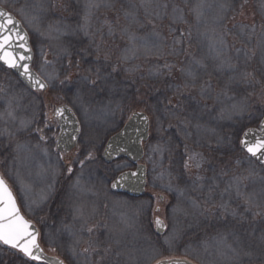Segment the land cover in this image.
Masks as SVG:
<instances>
[{
	"label": "rangeland",
	"instance_id": "obj_1",
	"mask_svg": "<svg viewBox=\"0 0 264 264\" xmlns=\"http://www.w3.org/2000/svg\"><path fill=\"white\" fill-rule=\"evenodd\" d=\"M38 2H45L46 6L49 2L56 4V7L47 13L41 25L45 29L49 22H62L64 25L75 27L79 19L76 13L81 10L83 3L81 1L77 4L75 0H8L5 6L9 11L24 8L26 12L31 13L32 6ZM162 2L169 5V15L163 20L146 17L143 10L139 14V20L144 24V28L138 32V35H147L154 30L158 35L149 38L159 43V49H152V54L148 55L139 53L138 58L126 63H118L116 60V56L126 46V40L121 39L119 26H128V22L123 17L121 5L117 3L115 11L101 9L97 14L101 21L107 18L116 27L117 34L114 38L106 35L107 29L105 28L102 45L103 49L111 50L112 64L123 65L116 79L121 82L124 76L132 77L141 74L144 77L145 74L148 75L149 81L157 84L150 90L152 92L150 95L159 97L156 101L150 102L151 105L145 97H132V95L129 97V89L119 88L118 94L111 97V104H109V97L105 94L85 97V106L88 109V114L85 115L77 106L79 102L77 105L73 104L75 99L73 90L62 88L58 81L54 86H50L47 92L31 93L24 84H20V81L5 76L0 70V111L4 110L8 101H11L18 119L33 121V131L30 133L25 132L13 137L0 136V172L16 195L21 211L40 228L41 244L46 252L62 258L67 264H100L103 261H106L105 264H156L157 260L165 258L190 260L195 264H229V261L222 258L214 247L212 240L214 236L206 240L207 235L199 234V232L201 229L206 232L213 227L214 232L226 233L229 230L226 228H229L230 224L226 225L224 220L212 215L199 218L191 215L192 209L188 197L201 196L199 191L191 190L192 179L197 174V169L192 166L185 171L182 164L192 152H199L203 155L199 175L205 178V184L211 183V177L215 175L217 183L223 189L225 182L233 175L248 176L249 172H253L255 175L252 181H245L248 185L246 190L260 192L264 189V182L261 181V178H264V168L254 160L245 158L239 144L243 132L248 128L257 127L258 120L264 114V76L256 71L262 67L260 59L264 43V15H262L264 0H224L223 2L229 4L230 8L226 12V19L222 26L212 25L206 28L210 32L215 27L216 38L223 37L222 50L226 57L231 58L235 63L239 56L241 58L240 69L245 70L246 68L247 71L255 72L256 79L260 80V84L252 86L243 84L235 86L236 99L247 97V109L241 117H234L231 121L214 118L219 106L214 100H201L198 87L193 89L182 87L183 78L179 69L185 67L191 57L205 56L202 53L203 38L201 40L199 36L201 21L197 22L195 13L191 11L199 0H187V2L186 0H162ZM223 2L220 0L219 4ZM205 3L213 5L212 8L203 9L205 15L209 9L213 11L217 7V4L211 0H205ZM173 5H178L183 9L186 22H173ZM64 6L68 10L65 11ZM17 17L21 19L19 15ZM117 18H119V26H117ZM150 19L153 20L155 29H153V23H149ZM240 25L245 26L246 35H238ZM24 26L31 37L35 52L34 67L38 73L40 65L45 60L52 62L60 70L61 79L66 73L75 80L84 74L85 69L97 66L95 63L97 54L93 49H89L90 54L88 55H83L80 51L82 47L88 45L87 39L76 36L62 37L59 41L49 40L28 29L26 25ZM253 26L255 34H252L249 40L247 34L251 33ZM176 40H180L181 43H174ZM258 44L261 47H258ZM237 49L241 51L238 53ZM244 51H248L249 55L255 52L247 65L243 63ZM98 55L102 59L104 52L101 51ZM164 58L176 62V65L172 64L174 67L171 73L167 68L164 70L165 65H162ZM77 61L80 62L79 66H77ZM206 62L210 64L209 58ZM125 69L131 71H125ZM212 69L213 67L208 69L211 76L201 73L198 84L211 80L212 95L215 97L223 80L230 73L221 74ZM167 84H169L168 93L160 92L157 88ZM177 85L181 86L179 94L176 93ZM169 100L171 104H168ZM197 101H199V106L205 103L209 106V111L203 115L201 123L215 129V135L197 136L194 128L184 129L165 109L167 105L170 111L184 116L193 108L199 107ZM117 103L121 105L122 110L117 109ZM62 105L70 106L76 113L82 126V134L87 141L86 145L94 142V151L100 149L101 153L107 140L125 125L133 113L144 111L150 115L151 136L145 145L147 157L144 164L149 167L145 197L134 199L124 194L114 193L111 189V182L120 174V171H114L116 165H126L122 168L124 172L134 169L130 163L107 164L108 167L102 168L95 162L97 159L95 155V160L86 161L81 171L78 161L84 159L85 146L80 144L79 150L70 156L57 151L56 142L59 131L54 124L47 123L46 127L45 121L48 120L50 111L54 113L55 108ZM173 105H182V107H173ZM5 126L12 132L16 131V126L11 122L5 125L3 121H0V128ZM55 126H57L56 122ZM36 128L43 131L37 133L34 131ZM186 131L192 133L187 139H185ZM41 134L48 137L47 144L39 141L38 137ZM18 141L27 145V148L19 154L15 151ZM37 143L47 148V154L34 147ZM156 148L163 151H154ZM69 167L73 169L71 175L67 171ZM162 170L170 171L174 177L183 173L182 179L173 180L172 184L174 188L179 184L181 188L186 189L184 197L176 191L165 190L164 185L168 183L167 176L163 181L158 179ZM222 172L227 175L222 176ZM31 173L38 174L39 178L31 179L34 176ZM77 177L80 178V184L88 191L80 192L72 188ZM49 185L53 186L50 191ZM23 186H27L30 191L26 193ZM32 193L35 194L34 198H31ZM44 194H47L48 199L38 208L37 204L40 200H37L36 195ZM33 200L37 203L33 204ZM29 205L32 210H29ZM176 205L190 214L185 216L183 212H179L174 216L172 209ZM232 206H236L235 202ZM77 208H82L84 218L88 219V224L82 232L80 229L84 221L78 217L75 211ZM158 217L167 226L163 235L158 234L156 230L155 220ZM256 222L259 223V227H264V221H261L259 217ZM256 225L254 227L259 229ZM244 226L249 227L248 224ZM87 227H93V233L89 234ZM173 228L176 230V238L171 240L170 244H165L164 241L172 234ZM70 232L78 233L84 241L91 236L98 246L97 250L84 253L83 249L88 245L82 242L77 246L78 255L73 256L69 251V245L73 239ZM203 238L207 241V248ZM231 239L229 237V242ZM1 246L4 245L0 244V264H25L20 255L12 253L13 249L5 250ZM242 260L249 261L247 257L241 259V262L245 263Z\"/></svg>",
	"mask_w": 264,
	"mask_h": 264
},
{
	"label": "snow or ice",
	"instance_id": "obj_2",
	"mask_svg": "<svg viewBox=\"0 0 264 264\" xmlns=\"http://www.w3.org/2000/svg\"><path fill=\"white\" fill-rule=\"evenodd\" d=\"M8 0H0V66H6L8 69L14 70L17 75L22 78V83H26L27 87L33 92H41L50 86H54L55 82H59L62 88H68L73 90L75 99L73 104L77 105L85 115L88 114V109L85 106V97L96 96L98 94H105L109 97V104L112 103L111 97L118 94L119 81L116 79L118 72L117 66L112 64L111 50L103 49L102 45L105 38V28L107 29L106 35L108 37H115L116 27L105 18L100 20L97 15L101 9L105 11H115L116 5H121L123 11V17L128 22V26H119V18H117V26L120 28L121 39L126 40V46L121 50L120 54L116 56L118 63H126L129 60L138 58L141 49L144 54H152V49L155 45H149V37L158 35L154 30L147 35H138V32L144 28V24L139 20L140 11L146 17H152L154 19L163 20L169 15V5L162 0H83L82 8L76 15L79 19L76 21L75 27L64 25L62 22L47 24L46 29L41 25L47 15V13L56 7L54 2H38L32 6V12L28 13L24 8L15 9L9 11L6 8ZM77 4L81 3V0H75ZM187 2V0H186ZM205 7L212 8V4H206L205 0H199L195 7L191 9L195 13L197 22L201 21L204 17L203 9ZM230 8L229 4L221 3L215 10L213 15V24L221 25L226 19V12ZM179 13V15H176ZM173 22H186L184 21L183 9L178 5L172 6ZM19 15L21 19H17ZM262 15H264V8H262ZM94 21L96 23H94ZM149 23H153L150 19ZM24 25L28 29H31L38 35L44 36L49 40L59 41L62 37H76L80 36L87 39L89 42L86 47L80 49L83 55H88L89 49H93L97 54V60L95 67H89L84 70V74L80 75L77 79L73 80L68 74H64L61 79V72L50 61H44L39 67V74L33 70V49L29 44V34ZM98 25V26H97ZM234 27H237L234 25ZM240 31L238 35H246L244 32V25L239 26ZM153 29L155 24L153 23ZM211 33V34H210ZM255 34V27L251 29V33L247 34V38L250 40L251 35ZM190 35V33H189ZM201 35L205 36L209 40V51L214 53L211 59L215 62L213 65V71L217 73H230L226 79L223 80L219 91L215 97L212 95L211 80H206L203 84H198L201 73L211 76V72L208 71L209 65L206 62L207 56L201 58L191 57L188 64L185 67L179 69L183 78L184 89L197 88L199 90V96L201 100H214L218 105L217 115L214 117L218 120H233L234 117H241L247 109V97L243 99H236L235 86L238 85H256L260 84V80L256 79L255 72L240 69L241 58L238 56L236 62L233 63L232 59L225 57L222 52L224 46L223 37L216 38V29L213 27L210 32L206 30ZM99 38V42H97ZM174 43H181L180 40L174 41ZM261 47V45H257ZM103 51L104 55L101 59L99 53ZM241 50L237 49L239 53ZM251 51V50H250ZM252 55H249L248 51L243 52V63L245 65L251 61ZM71 64V61H69ZM79 66V61L76 62ZM261 68L257 69L262 76H264V47L261 49ZM169 73H171L174 65H165ZM51 68V70H49ZM125 71H131L125 69ZM181 92V86H176V93ZM251 95V93H249ZM195 99V97H193ZM171 104V100L168 101ZM199 106V101H197ZM117 109L122 110V107L117 103ZM173 107H182V105H173ZM166 111L170 116L176 119L184 129L194 128L196 135L212 134L215 135V129L201 123L203 115L209 111L207 103L193 108L187 115L181 116L176 112H172L165 106ZM72 110L67 107L59 108L55 110V115L61 120L65 119V114L70 113ZM74 115V114H73ZM142 119L147 122V117L141 113H133L129 120ZM0 121H3L5 125L9 122L16 126V131L12 132L7 126L0 128V136L13 137L15 135H22L25 132H32L33 121L26 119H18L12 108L11 101L6 103L3 111H0ZM77 123H79L77 121ZM47 127V121H45ZM37 133H41L43 130L36 128L34 130ZM79 133L80 129L77 127L74 129ZM192 133L185 132V139L190 137ZM39 141L44 144L48 143V137L39 135ZM73 141L77 140V136L73 135L71 138ZM198 143V141H196ZM240 146L257 162L264 164V114L262 118L258 120V129L248 128L243 132L242 138L239 140ZM57 146L59 142L57 141ZM35 148L40 149L44 154H47V148L37 143ZM187 149V145H185ZM27 148L26 143L17 142L15 145V151L19 154L22 150ZM95 144L89 143L85 146L84 159L79 160L81 171L85 166V162H92L95 160ZM113 145L108 144V147L104 150L105 155H112ZM117 152H126L125 148L116 149ZM154 151H163L160 148L154 149ZM62 159V157H60ZM203 160L202 153L192 152L187 156V159L183 162L182 167L187 171L190 167L194 166L197 169V174L192 179V191H199L201 196L197 198L188 197L189 205L192 209L191 215L194 218L207 217L209 215L216 216L221 220H224L227 224H230L228 232H217V235L212 238L218 254L229 261V264H240L242 257H247L250 261L254 256L260 259V264H264V227L256 229L253 225L259 217L261 221H264V189H261L260 193L255 190L247 191L248 185L245 181H252L255 173L249 172L248 176L233 175L227 182L223 189L220 188V184L217 183V176L211 177V183L205 184V178L199 175V169L202 167L201 161ZM190 162H193L190 164ZM126 165L117 164L114 171H120V175L111 182L112 188L123 186L125 182L131 179H141L140 171L125 173L122 168ZM69 175L73 173V169L69 167L67 169ZM221 175H227V173H221ZM167 176L168 183L164 185L165 190L172 192L176 191L181 197L185 196L186 189L181 188L179 184L173 187V180H181L183 173L177 174L175 177L172 173L162 170L158 179L164 180ZM264 182V178H261ZM27 193L30 189L27 186H23ZM53 186L49 185V191ZM72 188L77 191H88L80 184V178L77 177L76 181L72 184ZM206 189V191H205ZM218 197V198H217ZM48 199L47 194L40 197L39 208L41 204L46 203ZM163 199V197H161ZM235 202L236 206L233 207ZM33 204L37 202L32 201ZM215 209V211H213ZM29 210H32L29 205ZM76 213L80 219L84 222L81 225L80 231H84L85 226L88 224V219L84 218L82 208H77ZM175 216L179 212H183L185 216L190 213L184 209H181L179 205H176L172 209ZM250 217V219H249ZM248 224L249 227L245 228L244 225ZM155 225L158 232H164L166 225L159 218H156ZM93 227H87L89 234L93 233ZM72 236V242L69 245L70 253L75 256L77 253V246L82 242H86L88 247L83 249L84 253L89 251H96V242L91 239L84 241L83 237L76 232H70ZM39 232L35 229L31 220L26 219L21 213V209L16 202V198L13 195L8 183L6 182L4 175L0 174V243L8 246L10 249L16 250L21 253L23 257L27 258V261L36 262V264H65L64 260L59 258H48L44 255L43 249L38 242ZM231 237V242H229ZM176 238V230L173 228L172 234L166 237L164 243L170 244V241ZM207 248V241L204 242ZM55 251V249H53ZM27 261L25 264H27ZM156 264H190L188 261H176L171 259H160L156 261Z\"/></svg>",
	"mask_w": 264,
	"mask_h": 264
},
{
	"label": "water",
	"instance_id": "obj_3",
	"mask_svg": "<svg viewBox=\"0 0 264 264\" xmlns=\"http://www.w3.org/2000/svg\"><path fill=\"white\" fill-rule=\"evenodd\" d=\"M16 18L19 19L17 16H16ZM29 44L32 46L30 34H29ZM32 49H33V46H32ZM34 60H35V52L33 49L32 67L34 65ZM4 67H6V66H4ZM33 70L35 72H37L34 69V67H33ZM11 71L20 79V81H22V78H20L14 70H11ZM37 74H39V73L37 72ZM23 84L27 86L26 83H23ZM47 90H48V88L41 91V92H45ZM63 107H67V108H70L72 110V108L69 106H60V107H57L56 109L63 108ZM135 113H141L143 116L147 117L148 118L147 122H145L144 120L139 119V118L131 120V121L128 120L127 123L123 126V128L120 131H118L116 134H114L113 136H111L109 138V140L106 144L105 149L108 147L109 143H111L113 145L112 155L107 156V155H105V151H104L103 157H104L105 162L108 164H110L114 161H117L121 158H125L126 160H128L132 164V166L136 167L135 170H129V171H126L125 173L140 171L141 179H131L128 182H125L123 184V186H118L117 188H112L113 192H115V193H126L133 198H140V197L145 195L147 185H148V182H147V166L145 164H143L142 162H143L144 157H145L144 144L149 140V137H150L151 121H150V117L147 113H145L143 111H138ZM55 118L58 121L59 130H60L59 136L57 139V141L59 142V146H57V150L60 153L69 154L77 147L79 140H80L81 126L79 123H77V121L79 122V120H78V118L75 115L73 110L70 113L65 114L64 120L59 119L58 117H56V115H55ZM77 127L80 129L79 133L74 131V129ZM252 129H258V127H255V128L253 127ZM73 135L77 136V140L73 141L71 139ZM118 148H125V149H127V151L126 152H117L116 149H118ZM257 163L264 166V164H261L259 162H257ZM0 174H1V172H0ZM12 193L15 196L13 191H12ZM15 198H16V196H15ZM16 202L18 204L17 199H16ZM18 206H19V204H18ZM21 213H22V211H21ZM33 225H34L35 229L38 230V232H39L38 242L40 244L39 228L35 223H33ZM164 232H165V230H164ZM164 232H162V233L158 232V234L162 235V234H164ZM40 247L43 249L41 244H40ZM43 251H44V255L48 258H58V257L48 255L44 249H43ZM174 260L182 261V262L188 261V262H190V264H195L190 260H184V259H174Z\"/></svg>",
	"mask_w": 264,
	"mask_h": 264
},
{
	"label": "trees",
	"instance_id": "obj_4",
	"mask_svg": "<svg viewBox=\"0 0 264 264\" xmlns=\"http://www.w3.org/2000/svg\"><path fill=\"white\" fill-rule=\"evenodd\" d=\"M65 7V6H64ZM66 10H68L66 7H65V11ZM163 63L164 64H162V65H172V64H175L176 65V62H174L172 59H169V58H164L163 60ZM158 62V61H157ZM161 63V62H160ZM114 65H116L117 66V69H118V71H119V69H121L120 67L121 66H123V65H121V66H118L117 64H114ZM119 67V68H118ZM122 69H124V68H122ZM0 70H1V73H3V74H5V76H10V77H12V78H15L16 80H18V78L9 70V69H7V68H5V67H3V66H0ZM164 70H166V67H165V69ZM114 75H116V77H118V72H117V74H114ZM149 76L148 75H146L145 74V76L144 77H142L141 76V74H139V75H134V76H130V77H128V76H124L123 77V80L120 82L119 81V88H122V89H124V88H127V89H129V97L132 95V97H136V96H139V97H141V98H143V97H145V100L148 102V104L149 105H151L150 104V102H153L154 100L156 101V99H158L159 97L157 96V97H151V95H150V93H152L150 90H152L153 88H154V86H156L157 84H155L153 81H149V78H148ZM19 81V80H18ZM20 84H22L21 82H20ZM170 84V83H169ZM169 84H167V85H160V87H157L159 90H160V92H165V93H168L169 91H168V86H169ZM171 85V84H170ZM29 92H31V91H29ZM31 93H33V92H31ZM49 106V105H48ZM47 123L48 124H50V125H53L54 124V127L58 130V127L57 126H55V119H54V116H53V113H52V111H50L49 113H48V120H47ZM116 133V132H115ZM114 133V134H115ZM241 134V133H240ZM80 144H81V146L83 145V146H86V144H87V141H86V139H85V136L82 134V136H81V141H80ZM79 148H80V146H79ZM101 151L102 150H100L99 149V151H96L95 152V155H96V157H97V159H96V163L97 164H100L101 166H102V168H106V167H108V165H107V163H105V161L103 160V158H102V153H101ZM242 152H243V154L245 155V158H247V159H251L252 160V158L251 157H249V155H247L243 150H242ZM119 162H127L126 160H124V159H122V160H120V161H117V162H115V163H119ZM233 163V162H232ZM114 164V163H113ZM110 166V165H109ZM257 224V225H256ZM254 225H256V226H258L259 227V223L258 222H255L254 223ZM253 225V226H254ZM211 226V225H210ZM231 226V225H230ZM230 226H229V228H230ZM245 227V226H244ZM229 228H226V229H229ZM246 228V227H245ZM260 228H262V226H260L259 227V229ZM215 230L213 229V227H212V229L210 228V230H207L206 232H204V231H202V229L200 230V232H199V234H201L202 233V235L203 234H205V235H207V238H206V240H208V239H210V238H212L213 236H216L217 235V232H214ZM216 231H217V229H216ZM226 232V231H225ZM227 232H228V230H227ZM204 237V236H203ZM204 238H203V241H206ZM45 241V240H44ZM3 249H5V250H7L8 248L7 247H5V246H1ZM104 250V249H103ZM11 252V251H10ZM12 253H14L15 255H17L18 253H16V252H12ZM107 253V252H106ZM18 255H20V254H18ZM20 257L24 260V262H26L27 261V259H25V258H23L21 255H20ZM254 259L253 260H249V261H244V260H242L243 262H245V263H242V262H240V264H260V259L258 258V257H256V256H254L253 257ZM106 263V261L104 262H102V263H100V264H105ZM27 264H35V263H33V262H31V261H27ZM99 264V263H98ZM120 264V263H119Z\"/></svg>",
	"mask_w": 264,
	"mask_h": 264
},
{
	"label": "bare ground",
	"instance_id": "obj_5",
	"mask_svg": "<svg viewBox=\"0 0 264 264\" xmlns=\"http://www.w3.org/2000/svg\"><path fill=\"white\" fill-rule=\"evenodd\" d=\"M82 2H83V0H81ZM224 0H222V2H223ZM211 2H214V4H217V6L219 5V2H220V0H218V1H216V0H211ZM210 3V2H209ZM224 3V2H223ZM214 10H215V8H214ZM214 10L212 11L211 9H209V12L205 15L204 14V17L201 19V22H200V29H199V36L201 37V40H202V38H203V44H202V53H204L205 54V56H207L208 58H209V60H210V64H208L209 65V67H213V65H214V61L211 59V56L212 55H214V53H212V52H210L209 51V47H208V45H209V40H208V38L207 37H205V36H203V35H201V33H204L205 31H206V28L207 27H211L212 25H214L213 24V15H214ZM43 28V27H42ZM149 45L150 46H152V45H155V47H153V49L154 50H158L159 49V47H160V45H159V43H157V41H155L154 39H152V38H149ZM263 47H264V43H263ZM222 52H223V50H222ZM140 53H144V51H143V49H141V52ZM223 55L225 56V54L223 53ZM226 57V56H225ZM31 174H33V173H31ZM34 175V174H33ZM39 178V175L38 174H36V175H34L33 177H31V179H38ZM256 191V190H255ZM257 193H260V192H257ZM32 196H31V198H34V196H35V194H31ZM37 196V200H40V197L41 196H39V195H36ZM215 247V246H214ZM213 246H212V248H214Z\"/></svg>",
	"mask_w": 264,
	"mask_h": 264
}]
</instances>
